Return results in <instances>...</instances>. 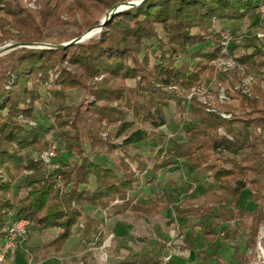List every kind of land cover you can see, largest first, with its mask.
Masks as SVG:
<instances>
[{"label": "trees", "instance_id": "trees-1", "mask_svg": "<svg viewBox=\"0 0 264 264\" xmlns=\"http://www.w3.org/2000/svg\"><path fill=\"white\" fill-rule=\"evenodd\" d=\"M127 1L38 0L32 9L25 0H0V44L67 42L52 35L66 23L63 15L81 16V36L97 24L96 15ZM262 5L264 0H147L111 13L89 42L60 49L18 47L0 58V244L18 219L29 221L28 233L54 232L29 249L61 253L79 226L81 244L103 241L105 220L88 213V206L107 218L129 213L140 219L170 210L185 219L183 256H204L206 248L215 253L219 242L236 241L242 229L248 236L245 247L235 249L229 264H252L264 228V136L257 133L264 129V44L255 37L232 42L227 53L242 70L219 76L212 64L225 56L224 31L215 23L255 21ZM209 76L225 85L232 103L218 109L232 117L224 119L193 99L184 140H171L150 167L137 145L154 137L162 144L166 109L174 103L184 112L183 92ZM44 86L52 97L45 120L36 113ZM74 89H84L85 96L71 106L68 91ZM50 134L58 151L74 157H57L53 170L37 157ZM104 155L111 164L96 160ZM178 164L195 174L206 172L212 187L196 200L189 185L178 204L169 192L146 202L131 196L139 174L155 176ZM244 198L254 206L239 207ZM159 256L160 250L131 252L119 264H159Z\"/></svg>", "mask_w": 264, "mask_h": 264}, {"label": "rangeland", "instance_id": "rangeland-1", "mask_svg": "<svg viewBox=\"0 0 264 264\" xmlns=\"http://www.w3.org/2000/svg\"><path fill=\"white\" fill-rule=\"evenodd\" d=\"M129 1L137 2L141 0H128L127 2ZM25 2L28 4V7L35 9L37 7L38 0H34L33 2L25 0ZM123 9L128 8H122L117 12H122ZM107 13L108 12H103L102 14L96 15L95 20H97V24L92 26L81 36H77L79 32V27L77 26V24L80 23L81 16L78 13H76L75 16L65 14L61 17V19L66 23L63 26L57 28L52 33V35L54 36L53 38L56 40L69 38L67 42L58 44L65 45V47L72 44L89 42L90 40L97 38L104 30L106 24L104 27H102L101 25ZM214 27L216 30L224 31L222 45L224 47L223 52L225 53V56L213 62L212 64L215 69V74H218L219 76L222 73H231L236 71L237 69L242 70V67L238 65L234 61V59L227 53L229 52L234 40L243 42L245 37H255L260 39L261 44H264V19H261V17H259V19H256L255 21H220L216 22ZM157 30L159 31L160 35H164L162 26L157 25ZM15 43L16 42L14 40L3 42L0 44V50L10 44ZM153 44L156 45L157 42L154 41ZM14 50L15 49L0 55V58H4V56H6L9 52H12ZM230 61L233 62V65L231 66L228 65V62ZM102 78L103 77L96 78L95 81L101 80ZM251 81V77L246 78L244 80V84L249 85ZM126 84L129 86H134L135 81L127 80ZM46 88L47 86H44L41 89L42 99L36 104V113L43 120H45L51 110L50 102L52 97L48 94ZM225 88V85L220 80H218L216 77L209 76L201 85L196 86L189 91L183 92V97L185 98L184 112H181L174 103H172L171 106L166 109L165 113L168 122L165 126L159 129V132L165 135L163 143L158 144V141L154 137L148 142L139 143L136 147L137 150H139L149 161L150 167L152 166L154 160L156 158H159V156L165 150H167L171 143V140H184L185 132L189 129V122H191L190 108L193 99H196L199 103L204 105L207 111L215 113V111L217 110L220 116L224 119H230L232 117V114L225 113L224 111L218 109L219 104L227 105L232 103V100L226 96ZM84 96V89L70 90L68 91L67 103L71 106L76 105L84 98ZM29 123L33 126H36L35 121H29ZM143 126L146 127L145 125ZM257 133L264 136V129H258ZM220 134L224 135L226 133L224 130L220 129ZM47 141V148L45 150L48 149L51 142H55L59 147L58 141L53 136V134L48 135ZM58 147L57 156L53 159L51 166H48L42 160L45 167L49 170L57 168L58 165L54 163V160L57 157H59L62 161H70L74 159L72 154L67 153L63 149H60V151H58ZM45 150L40 153L39 156L37 154V157L42 159V155ZM91 157L95 158L94 156ZM114 157H117V155L114 154ZM96 160L102 162V164L104 165L111 164L110 158L106 155L100 157V159L96 158ZM170 178H175L177 181L173 180L172 185H169ZM196 179H203L207 184H211L209 175H207L206 172L195 174L189 168L183 167L181 164H178L177 166L170 168V170L167 169L161 171L155 176L148 173L139 174V184L135 190V192L137 193L134 194L138 201L146 202L148 198H155L158 195H163L166 189L174 188V191L178 189V193L175 198H177L178 201H181L186 194L188 185H190L189 182H194V180ZM179 184H181V186H178ZM238 206L243 208H252L254 205H252V203H250L247 198H244L239 202ZM87 212L93 213L92 209H90V206L87 207ZM97 216L106 220V225L110 227L111 223H108L110 222L108 221L110 219H107V215L104 211ZM129 216L130 215L128 214L123 215V222L130 223ZM152 218L154 217H144V221H135L132 223L130 229L125 227V224L121 222L117 226V228L114 229V233L116 234L115 236L120 234L122 235L120 237L117 236L118 238H115L112 232L108 230L107 226H105L104 239L101 244H91L89 246H85L79 243V232L82 227H76V235H74L68 241L61 253H50L48 250H45L43 248H39L38 252H34L29 249L30 246L43 245L45 240H47L51 236H54L53 231L42 235H37L34 232H30L28 233L27 240L23 243V250L22 248H18V250H16V252L10 256L6 264H113V262L117 258H123L125 255L131 252H151L157 254L161 249V244L171 236H173V231L176 230L177 223L175 221H165V219H167L166 216L160 217L161 219H164V221H162L161 219L159 221L152 220ZM160 222H162L161 226ZM246 236L247 233L241 229L236 241L219 242V247L217 248L215 253L213 250L206 248L204 252L207 253H203L204 256H199L196 263L215 264L214 262L215 260H217L216 262H218L219 264H229L232 256L234 255L235 249L237 247L241 248V250L244 249L246 244ZM262 241H264V228L260 232V240L256 249V254L253 255L252 258V264L264 263V248L262 246ZM36 255L39 257L38 260H36L38 257H34ZM106 258H108L107 262H105Z\"/></svg>", "mask_w": 264, "mask_h": 264}, {"label": "built area", "instance_id": "built-area-1", "mask_svg": "<svg viewBox=\"0 0 264 264\" xmlns=\"http://www.w3.org/2000/svg\"><path fill=\"white\" fill-rule=\"evenodd\" d=\"M34 1V0H28ZM259 17L264 19V5L257 11ZM228 65H233V62H228ZM57 144L51 142L49 147L42 155V160L48 165H52L53 159L57 156ZM29 221L27 219H18L11 223L7 230L2 243L0 244V264H6L12 254L22 248L23 243L28 238ZM173 236L161 244L159 264H174L175 258L183 257L184 251V235L180 226L176 225V230L173 231ZM106 258V261L107 262Z\"/></svg>", "mask_w": 264, "mask_h": 264}, {"label": "crops", "instance_id": "crops-1", "mask_svg": "<svg viewBox=\"0 0 264 264\" xmlns=\"http://www.w3.org/2000/svg\"><path fill=\"white\" fill-rule=\"evenodd\" d=\"M258 14V13H257ZM257 19H259V15H258V17H257ZM177 166V165H176ZM173 167H175V166H173ZM173 167H171V168H173ZM169 170H170V168H169ZM166 172V171H165ZM209 179L211 180V178L209 177ZM173 180L174 181H177L175 178H170V181H169V185H172V182H173ZM205 180H206V178H205ZM205 180H203V179H196V180H194V182H189V184L190 185H193V187H194V189L191 191V196L192 197H195L196 198V200H198V198H199V196L202 194V193H204L206 190H208L209 188H211L212 187V181H211V184L209 183V184H207L206 182H205ZM178 186H181V184H179ZM189 186V185H188ZM174 188H169V189H166L165 190V192H169L170 194H172V196H173V199H174V201H175V203L176 204H178L180 201H178L177 200V198H175L176 196H177V193H178V189L177 190H173ZM188 189V188H187ZM133 193V194H132ZM131 193V196H135V194L134 193H137V192H132ZM186 194H187V191H186ZM185 194V195H186ZM184 195V196H185ZM159 196V195H158ZM137 201H138V199H137ZM140 202V201H139ZM142 202V201H141ZM90 209H92V211H93V214L95 215V216H97L98 214L100 215V213H102L103 211H101V210H96V209H94V208H91L90 207ZM126 214H128V215H130L129 213H123V214H120V215H118V216H115V217H112V218H107V219H110V220H108V221H110V222H108V223H111V225H110V227H108V225H106L107 226V228H108V230H110L111 232H112V234H113V236H115L116 234L114 233V229H116L117 228V226L121 223V222H123V215H126ZM163 217V216H166L167 217V219H165V221H167V222H172V221H175L176 223H177V225L178 226H181L182 227V225L185 223V219H183V218H180V217H177L176 216V214L175 213H173L172 211H170V210H165V211H163L160 215H157V216H155L154 218H152V220H160L161 218L160 217ZM130 217V223H125V222H123L124 224H125V227H127V228H131V225H132V223L133 222H135V221H141V220H143L144 221V217L143 218H140V219H136V218H134V217H132L131 215L129 216ZM145 218H150V217H145ZM111 220H113V221H111ZM162 221H164V219H161ZM105 224H106V220H105ZM161 224H162V222H160V226H161ZM180 227V228H181ZM117 236H122L121 234L120 235H117ZM117 236H115V238H118ZM247 238H248V236H246V241H247ZM229 242V241H228ZM79 243H80V240H79ZM241 249V248H240ZM124 258V257H123ZM123 258L121 257V258H117L114 262H113V264H119L122 260H123ZM198 261V257L196 256V255H194V254H190V255H188L187 257H185V256H183V257H178V258H175V260H174V264H197L196 262Z\"/></svg>", "mask_w": 264, "mask_h": 264}, {"label": "water", "instance_id": "water-1", "mask_svg": "<svg viewBox=\"0 0 264 264\" xmlns=\"http://www.w3.org/2000/svg\"><path fill=\"white\" fill-rule=\"evenodd\" d=\"M145 1L147 0H141V1H137V2H125V3H122V4H119L117 6H115L111 11H109L106 15V17L104 18L103 22H102V27L105 26L106 22L110 19V14L113 13L115 14L117 11H119L120 9L122 8H130V7H135V6H138L142 3H144ZM41 46V47H54V48H57V49H60V48H64L65 45H48V44H27V45H24V44H18V43H15V44H10L4 48H2L0 50V55L8 52V51H11L13 49H16L18 47H30V46Z\"/></svg>", "mask_w": 264, "mask_h": 264}]
</instances>
